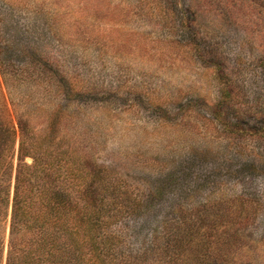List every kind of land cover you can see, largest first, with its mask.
<instances>
[{"label":"rangeland","instance_id":"1","mask_svg":"<svg viewBox=\"0 0 264 264\" xmlns=\"http://www.w3.org/2000/svg\"><path fill=\"white\" fill-rule=\"evenodd\" d=\"M3 132L10 200L73 149L104 177L74 195L116 262L264 264V0H0Z\"/></svg>","mask_w":264,"mask_h":264},{"label":"trees","instance_id":"2","mask_svg":"<svg viewBox=\"0 0 264 264\" xmlns=\"http://www.w3.org/2000/svg\"><path fill=\"white\" fill-rule=\"evenodd\" d=\"M7 136L3 132L0 137L1 149L7 147ZM65 153L63 158L69 163V174L80 176L81 181L72 179L63 187L57 185L51 189L52 194L45 195L44 192L37 196L32 194L35 181V177H31L32 172L28 175L24 172L27 166H17L11 200L10 183L0 184V203L3 202L6 209L11 201L6 264H131L127 259L116 262L117 258H125V254L112 250L114 245L110 237L106 238L109 246L106 240L102 242L94 216L79 205L74 195L79 185L82 186L78 191L86 195L95 194L98 183L104 188V177L93 171L90 175L88 170H84V159L75 149ZM45 174L49 175L48 171ZM75 182L79 183L75 185ZM175 250L176 256L182 255V250Z\"/></svg>","mask_w":264,"mask_h":264}]
</instances>
